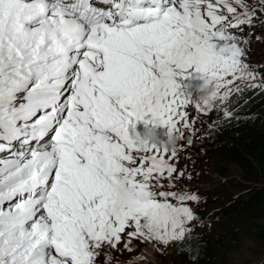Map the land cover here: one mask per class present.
<instances>
[{
    "label": "snow or ice",
    "instance_id": "1",
    "mask_svg": "<svg viewBox=\"0 0 264 264\" xmlns=\"http://www.w3.org/2000/svg\"><path fill=\"white\" fill-rule=\"evenodd\" d=\"M262 17L264 0H0V264H131L113 251L132 239L191 238L178 150L130 129L191 144L189 107L231 119L216 102L236 81L264 88L241 35ZM192 69L210 102L181 91Z\"/></svg>",
    "mask_w": 264,
    "mask_h": 264
},
{
    "label": "rangeland",
    "instance_id": "2",
    "mask_svg": "<svg viewBox=\"0 0 264 264\" xmlns=\"http://www.w3.org/2000/svg\"><path fill=\"white\" fill-rule=\"evenodd\" d=\"M248 2L252 3L254 0H248ZM261 19L264 20V17ZM243 35L249 36L246 45L248 49L246 60L256 76L255 83L264 84V22H257L255 27H245ZM192 75L194 77V85L190 86V88L194 89L191 92L193 94L191 99L194 105L196 103L197 89L203 83V74L194 70ZM248 84L249 81H236V84L232 85V87L235 88L236 85L248 87ZM189 85L190 81L188 80L187 86ZM256 89L264 88L256 87ZM222 103L226 107L227 102H216L217 105ZM188 112L190 113V119L195 120V123L210 126L215 121L216 113L222 112V110H212L205 115L198 112L194 107H189ZM154 131L163 139L167 129L165 127H156ZM181 131L184 132L185 139H178L175 146L178 150V156L176 160L171 162L178 169L184 170L186 175L191 176V179H178V186L181 189L186 188L200 198L198 204L191 203L190 205L198 217L197 220L192 222L194 226L193 233L201 231L206 238L210 239L211 234L216 230L215 225H218L222 231L226 232L236 227L235 223L238 213L233 209L235 207L227 202L237 197H241V199L249 198V193L254 188V185L251 186V182L245 178L242 172L229 162L223 163L224 167L229 168V172L221 176L219 171L210 164L208 155L204 153L203 148L197 145L199 137L197 129L195 128L191 144H188L187 140L188 131L182 126ZM145 132L146 127L143 122L137 124L135 130L130 129V133L133 136L136 133L143 135ZM181 145H184V147L181 148ZM168 159L171 158L168 157ZM164 183H167V181H164ZM225 196L229 198H224ZM217 204H220L219 208H216ZM214 216L218 217V221L215 220L213 225ZM214 245L220 251L221 247L219 244L215 242ZM130 246L135 250L131 255L127 251L121 250V252L113 251V257H117L122 262L131 260V264H196L195 258L178 251V242H173L165 247L158 242L148 243L147 241L140 242L132 239ZM141 255L144 257L142 260L139 258ZM224 257L227 261L225 264H264V242H258L251 237L246 238L245 244L240 251L229 255L226 254ZM99 259L103 261L104 257L101 256ZM208 261L211 264H220L221 262L220 257H215L214 255L210 256Z\"/></svg>",
    "mask_w": 264,
    "mask_h": 264
},
{
    "label": "trees",
    "instance_id": "3",
    "mask_svg": "<svg viewBox=\"0 0 264 264\" xmlns=\"http://www.w3.org/2000/svg\"><path fill=\"white\" fill-rule=\"evenodd\" d=\"M185 82L178 79L182 92ZM241 89V92H234L226 103V108L235 110L231 119L223 118V112H218L211 127L199 123L197 145L203 148L210 164L221 176L229 172V168L223 165L229 162L254 188L249 198L237 197L227 202L238 213L235 228L226 232L215 225L216 230L210 239L198 231L182 244L178 243V251L195 258L196 264H211L208 259L212 255L220 257V264H225L224 256L240 251L246 238L264 242V89L245 86ZM219 207L217 204L216 208ZM215 220L218 221V217L214 216L213 225ZM215 242L221 247L220 251Z\"/></svg>",
    "mask_w": 264,
    "mask_h": 264
},
{
    "label": "clouds",
    "instance_id": "4",
    "mask_svg": "<svg viewBox=\"0 0 264 264\" xmlns=\"http://www.w3.org/2000/svg\"><path fill=\"white\" fill-rule=\"evenodd\" d=\"M245 29V28H244ZM244 32V30H243ZM243 32L241 35H243ZM195 69H193L194 72ZM193 75L191 74L189 78H192ZM189 78L186 80L188 82ZM185 82V84H186ZM216 87L215 82L211 80H204L203 83L198 87L197 94H196V101L200 103L210 102L212 97L216 94ZM183 92H186L188 94H191L193 91H186L185 88H183ZM195 128L198 131L199 123H195ZM138 140H143L147 144L155 145L158 144L161 148H165L168 150H172L175 148L177 141L179 137L173 133L168 132L165 134V137L162 139L156 131H154L152 128H146V132L143 135L137 136Z\"/></svg>",
    "mask_w": 264,
    "mask_h": 264
}]
</instances>
